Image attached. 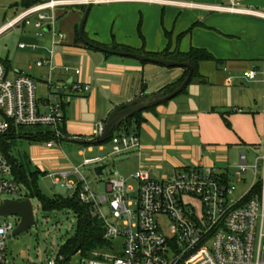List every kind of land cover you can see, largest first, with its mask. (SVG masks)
Masks as SVG:
<instances>
[{"label":"crops","instance_id":"crops-1","mask_svg":"<svg viewBox=\"0 0 264 264\" xmlns=\"http://www.w3.org/2000/svg\"><path fill=\"white\" fill-rule=\"evenodd\" d=\"M32 1L39 4L49 0H0V8L13 7L16 17L28 9L24 3ZM160 1L187 3L180 0L97 2L90 7L83 35L89 41L108 47V50L117 45L140 53L159 54L168 48V52L174 54L187 53L194 48L205 50L218 62L198 63L196 77L183 92L140 113L141 121L136 127L140 149L116 155L128 161L127 170L117 173L129 179L134 172L145 170L152 177L161 179L205 166L219 174L232 175L239 154L245 155L246 164L249 155L256 159L264 154V0H199L195 4L203 8L201 13L196 12L199 13L196 22L199 30L191 34L190 40H173L172 33L169 34L171 39L167 40L165 33L146 21L149 9ZM83 7L61 6L56 9L54 32L61 34L63 39L54 38L50 30L45 31L46 27L38 35L32 26H18L23 32L21 40H24L18 44V49L24 52L19 54L17 66L8 59L0 60L9 77L24 74L33 78L39 101L48 98L49 81L56 86L64 114L60 143L53 142L52 147L47 148L52 139H38L47 132L53 137L50 127L22 135L18 129L14 130L6 143L12 147L14 137L26 138L32 144L30 160L45 159L44 166L52 172L48 177L68 172L67 180L78 188L80 179L72 173L73 169L77 168L85 179L81 168L109 158L112 150L111 141L96 143L97 138H93L95 125L105 123L114 107L141 96L164 94L165 88L184 76L183 68H169L107 54L78 41L81 40L78 26ZM127 8L139 9L143 16L146 14L144 19L140 15L145 22L140 21L137 32H134L135 16L130 23L126 20L119 22ZM117 16L119 21L114 23L112 30L115 34L112 35V30L108 32L109 24ZM182 21L181 28L178 26L174 31L179 33L176 37L189 27L193 17L182 18ZM20 45L24 47L20 48ZM40 62L43 64L38 66ZM75 70H79V74H75ZM250 71L255 72L253 80L244 77V73ZM74 83L88 85L89 90L73 93L71 85ZM38 87L43 88L40 94L37 93ZM39 142H44L45 146H37ZM63 142L74 146L78 158L76 166L66 161L60 147ZM105 145L110 146L106 156L88 157L95 154V149L104 152ZM86 161L91 162L85 164ZM42 168L41 165L36 170L44 177L46 173ZM70 192V195L74 193Z\"/></svg>","mask_w":264,"mask_h":264},{"label":"built area","instance_id":"built-area-1","mask_svg":"<svg viewBox=\"0 0 264 264\" xmlns=\"http://www.w3.org/2000/svg\"><path fill=\"white\" fill-rule=\"evenodd\" d=\"M106 1L49 0L39 3L7 22L0 28V33L18 26H32L41 35L44 28L49 27L54 38L63 39L61 34L54 32L58 7ZM42 64L40 62L38 66ZM75 74H79V70H75ZM244 77L253 80L255 72H246ZM88 90V85H71V91L76 94ZM63 118L56 86L49 81L48 98L39 101L32 77L21 74L11 78L0 63V138L20 127H50L53 137L60 139L59 126ZM104 128V122L97 123L93 138L100 137ZM111 144L108 157L140 149L138 136L125 132L114 135ZM52 145L53 141L46 146ZM258 162H261L259 192L244 202L257 184ZM248 169H253L254 174L251 187L244 196L232 200L234 183H241ZM12 170L0 142V196L17 195L21 191ZM72 173L79 176V188L67 180L68 172L49 177L53 185L74 192L78 190L79 201L92 207V214L103 224V237L110 244L108 250L92 252L85 264H264V154L250 167L245 155L239 154L232 175L219 174L205 166L177 172L168 179H156L145 170H138L127 179L114 171L106 183V194L101 196L90 190L77 168ZM102 205H106L109 217L103 212ZM161 217L169 221L167 235L162 231ZM12 231L11 223L0 226V264H16L8 260L6 247ZM64 263V257L58 254L43 264Z\"/></svg>","mask_w":264,"mask_h":264},{"label":"rangeland","instance_id":"rangeland-1","mask_svg":"<svg viewBox=\"0 0 264 264\" xmlns=\"http://www.w3.org/2000/svg\"><path fill=\"white\" fill-rule=\"evenodd\" d=\"M8 1V0H5ZM187 3H173L168 1H160L156 6L153 5L152 9H149L147 14L148 23L157 27L161 33L173 34V40H190L191 34L197 30H199V23L197 20V15L202 12L203 8L195 5L199 0H180ZM190 3V4H189ZM194 3V4H193ZM174 8L167 9V8ZM168 10V11H167ZM192 12V13H191ZM141 10L134 8H127L126 12H124L123 18L119 19V16L112 19L111 24H109V30L113 29V25L116 22L127 21L128 23L133 21V17L135 16L136 26L134 28V32H137V27L139 26L140 21L142 23L145 20H141V18L146 16V14H141ZM193 13H196L194 15ZM14 8L7 5L4 8H0V26L11 21L15 17ZM142 15V17L140 16ZM188 16L193 17V21L189 25L188 28L184 30L182 33V37H176L179 33H174V31L178 28H181V24L183 23L182 18H186ZM195 16V18H194ZM117 24V23H116ZM143 25V24H142ZM196 32V33H197ZM112 35L115 34V30L111 31ZM195 33V34H196ZM22 30L20 28H14L3 35L0 36V60L8 59L13 66H17L19 60V54L21 51L18 49V44L24 42L21 40ZM171 38L167 37V40ZM12 76V74H10ZM42 87H38L37 93L42 92ZM47 129V127H20L18 131L20 135L23 133L32 134L36 131H43ZM13 144L10 150V156L17 160V162L24 166L27 174L34 173L39 169L42 165V171L46 173L44 177L42 175L38 176L37 184L38 188L42 195L47 198H54L55 196H61L62 198H66L71 194L70 190L65 188H61L59 186H55L52 184L51 179L48 175L52 174L48 167L44 166V160H30V155L32 154V150L30 149L31 142H29L26 138L17 136L12 139ZM69 143L63 142L61 144V149L63 150L64 157L67 158V162L70 161L75 164L78 163V158L76 156V152L74 150L73 145H67ZM37 146L44 147V142L37 143ZM58 148V147H57ZM110 151V146L105 145L104 152H98L95 149V154L88 157H104ZM233 160H235V155L232 156ZM125 157L120 156H112L106 158L97 164H91L87 167L81 168V174L86 179V184L90 188L92 192H94L97 196L105 195V185L108 180L112 177L111 173L116 171L119 174L124 173L127 170V160ZM73 164V165H74ZM248 166H253L255 164V159H253L252 155L248 156ZM107 165V167L103 170L101 176H96L94 173V169L96 166ZM256 170V182L259 183L261 180V162L257 163ZM41 169V168H40ZM254 174L253 169H248L246 174L243 176V181L241 183H234L235 191L231 195L232 200H237L244 196L251 184L253 182ZM161 179H168L167 177ZM21 191L17 195H2L0 196V205L5 200L12 201H22L28 198V190L25 186L20 183ZM31 202L33 214H34V225L26 232L20 233L16 236H11L12 232L19 225L20 219L15 215L10 216H0V226L5 223H11L13 225V231L9 233L6 247H7V255L8 260L13 261L16 264H43L46 259L55 258L58 255V251L60 247L70 238H72L77 231V221L73 215V213L69 210L62 211H49L43 210L41 207V203L36 199H29ZM103 212L109 217L106 205H102ZM160 225L162 227V231L164 234H168L169 231V221L167 218L159 219ZM100 250H108V249H100ZM89 260V257H82L80 254L74 255L69 264H85L86 261Z\"/></svg>","mask_w":264,"mask_h":264},{"label":"trees","instance_id":"trees-1","mask_svg":"<svg viewBox=\"0 0 264 264\" xmlns=\"http://www.w3.org/2000/svg\"><path fill=\"white\" fill-rule=\"evenodd\" d=\"M35 2H28L24 3L25 8H30L34 6ZM86 6L83 7V11L85 10ZM166 37H168V33H165ZM183 34L179 35L182 37ZM82 43H85L87 46L97 49V48H104L109 49L108 47L95 43L93 41L87 40L84 35L82 40L77 39ZM113 51H120V52H133L142 54L148 57L153 58H160L166 60H174L176 62H186L190 64L193 68L192 77L189 83L192 81L194 77L197 75V65L200 62L204 61H211L217 63L218 61L207 53L205 50L194 49L191 48L187 53H174L170 54L168 52V48H166L163 52L159 54H145L133 51L129 48L112 45L111 48ZM173 55V56H172ZM146 63V62H145ZM188 71L184 69V76L176 83L171 86L165 88L162 93L168 94L175 90L185 79L187 76ZM188 83V84H189ZM187 84V85H188ZM186 85V86H187ZM186 88V87H185ZM184 88V89H185ZM183 89V91H184ZM182 91V92H183ZM63 106V105H62ZM63 109V108H62ZM140 113L133 114L130 118L124 120L119 127H117L113 132H111L107 138V141H111L114 135L125 132L127 134H135L137 130V125L141 121ZM137 127V128H136ZM60 132L61 127L59 126ZM13 131H11L12 133ZM11 133L5 135L3 138H0V142L2 143V150L4 154L9 159V162L12 164V172L14 178L19 182L22 183L25 188L28 190V198L33 199L36 198L40 203L43 210L49 211H62V210H69L73 213L76 221H77V231L75 235L68 239L59 249L58 254L62 255L65 259L64 264H68L70 259L76 255L80 254L82 257H91V253L100 249H109L110 244L104 239L103 237V224L102 222L92 214V207L86 204H83L79 201L77 197L78 190H76L72 195L67 196L66 198H62L61 196H55L54 198H47L46 196L42 195L37 184V179L39 173L35 171L34 173L27 174L24 166L19 164L16 159L10 156L11 144L6 143L7 138L11 137ZM13 135V134H12ZM38 139L42 141H49L52 139L53 142L60 143L62 137L60 139H56L51 136L50 132L42 134L39 136ZM94 143V142H92ZM260 184L257 183L251 193L243 199V201H247L250 198V195L259 192Z\"/></svg>","mask_w":264,"mask_h":264},{"label":"water","instance_id":"water-1","mask_svg":"<svg viewBox=\"0 0 264 264\" xmlns=\"http://www.w3.org/2000/svg\"><path fill=\"white\" fill-rule=\"evenodd\" d=\"M91 1H94V0H91ZM91 5L92 3H89L81 15L80 23L78 26V36L81 40H82L84 25H85ZM45 31H49V27H46ZM97 49L107 54L128 57V58L136 59L141 62L152 63V64L161 65V66H165L169 68H175V67L183 68L187 70L188 73L185 79L182 81V83L175 90H173L172 92L168 94L164 95V94L158 93L150 97L141 96L125 104L114 107V109L108 115L106 119L104 132L100 137L97 138L96 143L105 142L109 134L113 132L117 127H119L120 124L124 120L130 118L133 114L151 109L159 104H162L174 98L176 95L180 94L183 91V89L186 87V85L189 83L192 77L193 68L190 64L186 62H176L174 60L153 58V57H148V56L133 53V52L112 51V50H107L104 48H97ZM106 167H107L106 165L96 167L94 169L95 175L101 176L103 173V170ZM10 215H15L20 219L19 225L12 232L11 236H16L20 233L28 231L35 223L32 206H31V202L29 199H26L23 201L5 200L0 205V216L6 217Z\"/></svg>","mask_w":264,"mask_h":264}]
</instances>
